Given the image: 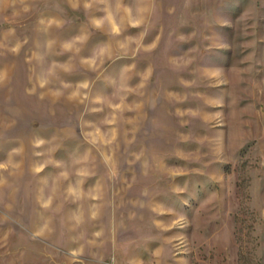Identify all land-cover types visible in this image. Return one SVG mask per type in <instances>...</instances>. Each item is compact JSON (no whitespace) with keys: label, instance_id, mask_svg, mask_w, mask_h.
Wrapping results in <instances>:
<instances>
[{"label":"rangeland","instance_id":"1","mask_svg":"<svg viewBox=\"0 0 264 264\" xmlns=\"http://www.w3.org/2000/svg\"><path fill=\"white\" fill-rule=\"evenodd\" d=\"M19 232L264 264V0H0V264Z\"/></svg>","mask_w":264,"mask_h":264},{"label":"crops","instance_id":"2","mask_svg":"<svg viewBox=\"0 0 264 264\" xmlns=\"http://www.w3.org/2000/svg\"><path fill=\"white\" fill-rule=\"evenodd\" d=\"M10 239V245L16 246V264H106L107 255L97 259L83 258L79 252H67L57 244L33 234L19 232ZM128 262L137 263L131 259Z\"/></svg>","mask_w":264,"mask_h":264}]
</instances>
